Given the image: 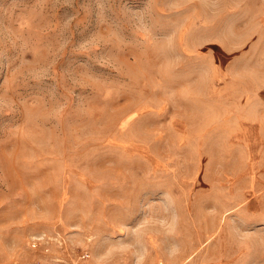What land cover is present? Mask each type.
<instances>
[{
    "label": "rangeland",
    "instance_id": "obj_1",
    "mask_svg": "<svg viewBox=\"0 0 264 264\" xmlns=\"http://www.w3.org/2000/svg\"><path fill=\"white\" fill-rule=\"evenodd\" d=\"M0 264H264V0H0Z\"/></svg>",
    "mask_w": 264,
    "mask_h": 264
},
{
    "label": "crops",
    "instance_id": "obj_2",
    "mask_svg": "<svg viewBox=\"0 0 264 264\" xmlns=\"http://www.w3.org/2000/svg\"><path fill=\"white\" fill-rule=\"evenodd\" d=\"M248 146H249V144H246L245 149H246L247 152H248V155H247V157H248V163L251 164V162H252V160H253V157H252V154H250V152H249ZM250 146H251V145H250ZM251 148H252V147H251ZM252 165H253V164H252Z\"/></svg>",
    "mask_w": 264,
    "mask_h": 264
},
{
    "label": "built area",
    "instance_id": "obj_3",
    "mask_svg": "<svg viewBox=\"0 0 264 264\" xmlns=\"http://www.w3.org/2000/svg\"><path fill=\"white\" fill-rule=\"evenodd\" d=\"M82 258H85V255H84V256H82Z\"/></svg>",
    "mask_w": 264,
    "mask_h": 264
},
{
    "label": "clouds",
    "instance_id": "obj_4",
    "mask_svg": "<svg viewBox=\"0 0 264 264\" xmlns=\"http://www.w3.org/2000/svg\"><path fill=\"white\" fill-rule=\"evenodd\" d=\"M176 250H174V252H175Z\"/></svg>",
    "mask_w": 264,
    "mask_h": 264
}]
</instances>
